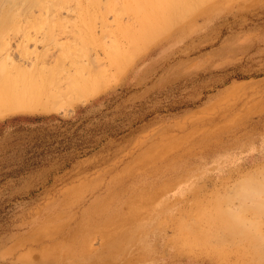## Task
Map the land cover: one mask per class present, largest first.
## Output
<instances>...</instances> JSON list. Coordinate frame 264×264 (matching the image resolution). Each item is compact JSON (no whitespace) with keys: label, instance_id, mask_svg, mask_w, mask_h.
Wrapping results in <instances>:
<instances>
[{"label":"rangeland","instance_id":"rangeland-1","mask_svg":"<svg viewBox=\"0 0 264 264\" xmlns=\"http://www.w3.org/2000/svg\"><path fill=\"white\" fill-rule=\"evenodd\" d=\"M92 1L0 16V89L22 56L112 59L73 107L0 118V264H264V172L238 185L264 167V0H205L138 47L160 2L127 0L106 35Z\"/></svg>","mask_w":264,"mask_h":264},{"label":"bare ground","instance_id":"bare-ground-1","mask_svg":"<svg viewBox=\"0 0 264 264\" xmlns=\"http://www.w3.org/2000/svg\"><path fill=\"white\" fill-rule=\"evenodd\" d=\"M66 1L67 0H0V8L2 9L0 16L4 17V20H5V18H7L9 20V21L6 20L7 22H15V19H16V21H17V18L19 19V17H18L19 11L17 12L16 10L20 5H25V4L27 5L28 4V6L30 8H31L30 5H37V6L41 5L42 7L44 6L45 9L47 8L46 10H48V5L52 4L53 2H55V6L53 3V7L50 5V7H52L50 9H51V11H53L52 13L55 12V15L59 16L60 14L58 12L63 7L66 6V4H67ZM110 1L108 0L106 2L109 9H103L99 12H96L94 9H92L94 7V5L97 4V1L95 3H93V1H92L90 4H87V5L79 4V11L82 14L86 13L87 15H89L91 17H93L97 14L99 19H103L104 23L102 25V29H103V31L106 32V35H108L110 33L109 31H111L109 28L110 27L109 23H108L109 13L111 11L115 12V16H114L115 18L112 21V22H114L115 20H117L118 17H119V19H121V17L123 16L122 14L126 13L125 10L127 9V6H128L127 0H110ZM135 1L138 3L142 2V0H135ZM144 1L146 4L150 5L152 2H156V1L161 3L162 0L161 1H159V0H148V1H150L149 3H147L148 1L146 2V0H144ZM204 1L205 0H168L166 2V4H167V7L171 13H169V11H167V7L165 4H164L165 7L161 6L162 3L161 4L160 3L159 4H153V6L159 5L160 7L157 6V8H160V9H158L160 11L166 9L165 10L166 12L161 11L162 13H160V11H159V13L162 14L163 21L165 22L163 24L164 25L163 27H161L162 22H160V24H161L160 27H161V29H163L162 30L163 33L159 32V31H161V29L159 30L158 25H156V24H155L156 26H152V28L149 26L150 27L149 29H152V30L147 31L148 33H146L147 34L146 36L144 33L143 34L140 33L142 31V30H140L141 28L140 29L137 28L136 31L139 30V33L138 32L136 34L133 33L132 35L130 33V35L127 39L128 43L132 42V44H134V46L138 47V45L136 44L137 43L136 40H140L141 38L146 37V38H144L145 41L148 40V38L150 39L148 41H151V40H153V38L155 36L159 37V36L165 34L169 29H171L176 24L177 21L181 22L182 21L181 19H183L185 17L187 19V16L191 14V12L197 7V5H199L200 3H203ZM209 1H212V0H209ZM204 3H206V2H204ZM18 4H19V6H18ZM143 4L141 3V5H143ZM116 5H119V6H116ZM136 5H139V4H136ZM12 6L13 7L18 6V7L12 8ZM45 6H47V7H45ZM115 7H118V8H115ZM141 7H143V6H141ZM141 7H139V8H141ZM132 8L134 9V6H132ZM136 9H138V8H136ZM18 10H20V9H18ZM23 11H25V10H23ZM138 11L140 12L141 10L139 9ZM138 11H137V13L139 14ZM142 11H144V10H142ZM27 13H28V11H27ZM151 13H152V10H151ZM151 13H145L144 17L150 19V16H152V15H150ZM168 13L171 15H169ZM154 14H155V18L158 19L159 14H157V13H154ZM117 15H118V17H117ZM125 16H127V13L125 14ZM174 16H176V17H174ZM21 17H22V15H21ZM53 17H54V15H53ZM129 17H130V15H129ZM152 17H153V19H155L154 16H152ZM171 18H173V21H171ZM132 19H133V21L135 20L134 18H132ZM175 19H176V21H174ZM184 20L185 19H183V21ZM155 21H153V23ZM123 22H124V20H123ZM138 22L143 23L144 20H142V19L140 20V18H139ZM150 23H152V22L150 21ZM157 23H159V22H157ZM5 24H6V22H5ZM148 25H150V24H148ZM146 27L143 26V28H146ZM3 28H5V26ZM154 28H158L157 31H155ZM133 29L135 31L136 28L134 27ZM153 29H154V31H153ZM118 31L119 30H117V32ZM126 31H128V29L125 30V32ZM122 32H124V31H122ZM149 32H151V34H149ZM128 34H126V35L128 36ZM138 34H139V36H137ZM140 35H141V37H140ZM136 36L138 38H135ZM27 40H29V39H27ZM120 40H117L114 38V40L112 42H114V45L116 43L115 46L118 47V52H120V51L124 52L125 50L123 47H121L123 45L120 42ZM145 43H149V42L146 41ZM26 44H27V42L25 43V45ZM132 44H130V45L133 46ZM112 45H113V43H112ZM139 48H140V46H139ZM139 48H136L135 50L138 51L137 49H139ZM139 50L141 51L142 49H139ZM132 52H134V51L131 50L130 56H133V54H135V52L134 53H132ZM21 60L22 61L19 63H17V62L15 63V61L10 63L11 65L8 68H10V70H11V73H9V79L11 81V84L8 88L0 89V118L5 117V116H9V115H18V114H49V113L63 112L68 107H73L75 104L78 103V101L81 102L83 100H86L89 97L95 95L96 93H98L99 91L102 90V88L104 87L102 74L108 70L107 65L112 62V59H110L107 52H104L102 56L100 54H97V55H95L94 58L88 59L89 61L92 60V61L96 62V64H93V66H90V69H88L87 71H83V68L85 67L84 62H86V60L83 58H78V57H71L68 62H64V63L59 58H53L52 55L49 56V54L48 55L45 54L44 57H42L41 54L36 55L34 57L22 56ZM131 60H132V58H131ZM108 61H109V63H108ZM79 65H82V66H79ZM94 81H96V83H94L93 86L91 88H89V84L91 82H94ZM261 172H264V167L263 168L261 167L260 169L257 168L256 170H253V171L249 172L248 174L244 175L241 178V180H239V182H238L239 187H244V185H248V183L250 181H252L253 178L258 176L259 173H261ZM261 193L264 194V187H260V188L257 187L255 189V191H253V195H255L256 199H259L261 197V195H262ZM257 197H259V198H257ZM139 207H140V209H142L143 206L140 205ZM137 216H139V214H137V213L133 214V218L137 217ZM151 219H153V217ZM108 221L113 223L112 220H108ZM104 224H107V223H104ZM180 226L183 228L184 225L182 223H180ZM101 229L103 230L102 233L104 234L105 239H108V237H109L108 235H111L112 233H114L113 231L108 230L105 226H101ZM198 229H199V227H198ZM199 237L202 238V236H199ZM195 240H197V239H195ZM201 241H203V239ZM244 262H246V261H244ZM252 264H255V263H252Z\"/></svg>","mask_w":264,"mask_h":264}]
</instances>
